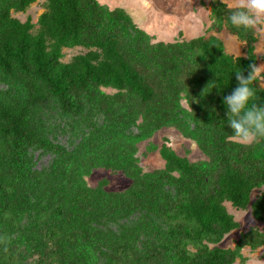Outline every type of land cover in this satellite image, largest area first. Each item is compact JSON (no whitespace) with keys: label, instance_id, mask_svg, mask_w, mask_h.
I'll return each mask as SVG.
<instances>
[{"label":"trees","instance_id":"obj_1","mask_svg":"<svg viewBox=\"0 0 264 264\" xmlns=\"http://www.w3.org/2000/svg\"><path fill=\"white\" fill-rule=\"evenodd\" d=\"M36 1L0 0V264L246 263L244 248L264 247L258 228L233 248L217 244L239 227L225 203L250 207L264 222V139L232 140L222 97L236 87L237 70L264 59L256 53L262 25L238 30L225 4L211 1L210 31L244 45L234 56L217 35L153 43L125 10L97 0H46L37 29L12 17ZM77 47L85 53L63 62V50ZM253 87L264 105L260 78ZM53 106L87 124L72 151L40 126ZM136 125L148 133L175 128L206 161L190 162L163 138L147 151H158L164 167L144 173L130 134ZM35 150L56 156L50 170L35 169ZM96 169L131 184L108 192L103 179L90 188Z\"/></svg>","mask_w":264,"mask_h":264},{"label":"rangeland","instance_id":"obj_2","mask_svg":"<svg viewBox=\"0 0 264 264\" xmlns=\"http://www.w3.org/2000/svg\"><path fill=\"white\" fill-rule=\"evenodd\" d=\"M98 3L109 10L121 8L133 20L135 26L144 31L153 43H169L175 41H189L199 36L208 37L209 35L219 36L225 44L228 53L234 56L243 55L244 45L234 36L229 35L225 30L220 34L210 31V3L212 0H97ZM46 0H37L31 4L25 12H12V17L25 22L30 20L38 28V18L46 11ZM83 48H73L63 50V62H69L73 57L85 53ZM256 53L259 57L264 55V24L259 33V40L256 44ZM264 64V59H259L258 65ZM260 85L264 88V73L260 78ZM0 89H5L3 85ZM107 93L112 91L107 90ZM182 108L189 110L186 100L181 102ZM100 118H94L96 123L101 122ZM40 126L44 133L52 140L72 151L80 144L84 136L88 133L87 124H84L83 118H65L59 114L58 108L53 106L46 108L40 117ZM138 125L130 129V134L137 140V157L139 165L143 172L150 174L164 167V162L160 158L158 151L148 152V145L161 146L163 138L168 139V145L179 156L187 158L190 162L198 163L206 161L204 155L198 149L196 143L183 136L175 128L167 127L155 132H141ZM86 137V136H85ZM35 169L38 171H47L52 168L56 156L51 153H44L41 150L32 152ZM106 179L108 192H120L125 190L131 184L122 173H114L104 169H96L86 178L88 187L95 188L98 183ZM260 193L255 190L252 193V201ZM228 213L234 217L239 227L229 234L225 235L222 241L217 244L218 247L227 249L233 248L240 236L250 228L256 227L264 232V222L255 221L252 218L250 207L246 210H238L225 203ZM213 247V245H209ZM23 257L27 254L22 250ZM242 255L246 258L244 264H264V247L256 250L244 248ZM32 257V256H31ZM30 256L27 261H30ZM102 261V260H101ZM100 262V261H99ZM235 264H242L239 260Z\"/></svg>","mask_w":264,"mask_h":264},{"label":"clouds","instance_id":"obj_3","mask_svg":"<svg viewBox=\"0 0 264 264\" xmlns=\"http://www.w3.org/2000/svg\"><path fill=\"white\" fill-rule=\"evenodd\" d=\"M228 9L227 20L234 28L257 30L264 24V0H220ZM246 73V74H245ZM264 73V64L249 63L235 74L236 87L222 97L226 108L225 124L231 129V139L251 144L264 139V105L254 102L253 84ZM205 90V89H204Z\"/></svg>","mask_w":264,"mask_h":264}]
</instances>
